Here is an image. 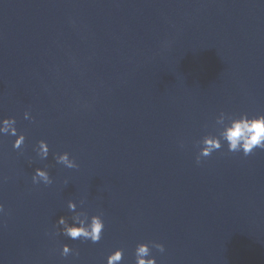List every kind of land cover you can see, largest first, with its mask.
Wrapping results in <instances>:
<instances>
[{
    "label": "water",
    "instance_id": "obj_1",
    "mask_svg": "<svg viewBox=\"0 0 264 264\" xmlns=\"http://www.w3.org/2000/svg\"><path fill=\"white\" fill-rule=\"evenodd\" d=\"M222 111L264 113V0H0V117L26 136L0 137V264H135L148 241L157 264H264V150L195 163ZM69 200L99 243L55 234Z\"/></svg>",
    "mask_w": 264,
    "mask_h": 264
},
{
    "label": "clouds",
    "instance_id": "obj_2",
    "mask_svg": "<svg viewBox=\"0 0 264 264\" xmlns=\"http://www.w3.org/2000/svg\"><path fill=\"white\" fill-rule=\"evenodd\" d=\"M24 119L31 120L29 112H24ZM17 121L15 117H0V137H15L12 142V149L20 151L26 141V136L22 132H18L16 127ZM213 132H208L201 139L195 141L194 147L197 149L195 163L201 164L203 159H207L214 152L225 148L228 153H242L247 157L255 150H264V113L250 115L247 112L225 113L220 112L213 124ZM180 147H185L184 143H180ZM36 156L41 161L47 160L50 148L45 140L37 141L36 147L33 149ZM56 164L63 165L68 169L78 168L73 158H70L68 152L53 154ZM34 185L43 184L51 185L53 180L48 171V166L36 168L31 176ZM67 183V182H65ZM84 201H80L81 206ZM67 209L73 215L68 218L61 216L56 221V235H62L66 239L72 241H90L97 244L101 241L105 229V223L102 219V213L89 216L85 211H77V203L73 200L67 202ZM5 214L4 205L0 203V217ZM69 219L71 223H69ZM163 253L164 245L153 241L138 243L134 249L135 264H157L155 256L152 255V249ZM59 254L62 258L70 255L79 257V251L73 249L68 244H63ZM124 257V249L117 248L112 251L106 258V264H122Z\"/></svg>",
    "mask_w": 264,
    "mask_h": 264
}]
</instances>
